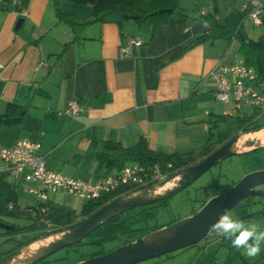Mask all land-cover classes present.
<instances>
[{"label":"crops","instance_id":"1","mask_svg":"<svg viewBox=\"0 0 264 264\" xmlns=\"http://www.w3.org/2000/svg\"><path fill=\"white\" fill-rule=\"evenodd\" d=\"M176 1L191 18L172 15L152 32L150 28L139 30L133 19L125 20L121 29L114 23H87L92 19L88 4L10 0L6 6L0 0L1 145L10 147L23 137L38 141L40 152L46 154L47 170L96 181L117 169L97 168L92 159L94 139L131 147L142 138L154 151L194 154L214 140L216 133L234 127L237 113L226 114L231 105L217 98L209 72L218 64H243L238 39H207L174 56L197 36L212 31L209 20L193 18H204L213 12L218 21H223L232 12H244L247 0ZM260 1L264 5V0ZM57 12L84 25L73 30L58 20ZM18 21L20 26L16 28ZM241 26L251 40L262 34V24L255 26L246 16ZM126 38L139 39L142 49L137 47L133 54L120 56L118 47ZM67 43L70 44L63 49ZM259 89L264 95V80H259ZM71 100L83 107L75 117L64 114ZM251 110L245 109L248 114ZM222 115L228 118L216 121ZM262 119L264 113L253 115L251 121L261 127L239 133L233 146L237 155L264 149L262 146L254 150L255 144L250 145H264ZM2 166L0 161V181L20 191L19 209L34 204L35 200H24L27 184L23 179L25 184H20V175L7 174ZM180 179L175 175L164 185L175 180V187ZM57 193H49L47 202L63 205L54 199ZM2 220L18 223L13 218ZM3 232V238L13 237Z\"/></svg>","mask_w":264,"mask_h":264},{"label":"trees","instance_id":"2","mask_svg":"<svg viewBox=\"0 0 264 264\" xmlns=\"http://www.w3.org/2000/svg\"><path fill=\"white\" fill-rule=\"evenodd\" d=\"M68 1L76 5H91L92 19L87 23H114L120 29L122 28V23L125 20L130 19V16H137V18L133 20L139 30L150 28L152 32L155 27L165 23L172 15H177L186 19L191 18L189 12L180 8L176 0ZM3 2L7 6L10 0H3ZM160 9H170V12L159 13L158 11ZM57 17L59 21H64L69 24L73 30H76L84 25L74 23L67 15L60 12H57ZM244 17L245 12H232L223 21H218L212 12L204 18H193L195 21L203 19L209 20L212 24V31L194 38L189 45L176 53L174 58L182 55L186 50L207 39H231L232 37H235L240 43V52L244 59L243 64L253 67L258 79L264 80V15H262V34L257 40L249 39L243 32L241 21ZM69 44L70 43L65 44L63 49H65ZM142 47L143 43L138 48L142 49ZM135 48H133V53ZM259 114L260 112L257 110H251L249 114L245 111V109L238 112L234 116L236 120L234 127L228 130L220 131L215 135L212 133L211 135H214L215 139L212 141L209 140L197 153L194 154H166L154 151L147 146L145 140L142 138H140L137 143L131 147H124L117 141H99L94 139L91 144L92 159L97 164V168L102 169L103 171L112 169L120 170L129 163H137L145 168L156 165L161 171L167 172L166 177H168L201 160L203 157L210 154L218 145H221L237 134L245 132L249 129L260 128L261 125L253 124V121H251L253 115L255 116ZM227 118V115H222L219 116L216 121L224 122ZM168 164H170V168L167 167ZM157 182L158 181L150 182L147 186L153 185ZM132 191V188L123 187L110 193H105L97 199L88 200L83 205L80 213L82 216L86 217L112 199ZM19 193L20 191L16 189L15 185L11 186L5 181H0V221H3L2 218L21 219L23 215V218L26 219L25 223H17L14 225V228L7 229V231L3 232L4 234L13 236L10 237V239H14L15 245L7 251L1 253L0 256L8 254L37 238L48 236L64 229L72 228L82 222H75L77 215H75L74 210L71 208H67L63 205L48 203L47 201L42 205L38 203L27 205L24 210H20L17 204ZM170 197L145 206L132 208L131 210L126 211V217H122L124 212L114 216L102 223L88 235L91 238V242L101 245L104 241L124 238L123 242H121L122 244L162 228L165 225L151 226L148 224V221L152 217H155L157 208L165 205ZM41 206L45 207L44 212L40 210ZM261 213H264V211L250 213L240 217L239 219L249 221L258 217ZM46 221L49 225H47ZM173 222L175 221H170L168 224ZM222 238L225 239L223 236ZM81 243L82 242L78 244ZM103 253H105V251L99 250L91 254L84 255L80 261ZM236 257L237 250L231 246L227 255V263H230ZM46 260L47 257L30 264H37L38 262L44 263L47 262Z\"/></svg>","mask_w":264,"mask_h":264},{"label":"water","instance_id":"3","mask_svg":"<svg viewBox=\"0 0 264 264\" xmlns=\"http://www.w3.org/2000/svg\"><path fill=\"white\" fill-rule=\"evenodd\" d=\"M158 12L169 13L170 9H160ZM136 18L137 16H130V19ZM20 22L21 21L17 22L16 28L20 26ZM238 136L239 134L222 143L201 160L175 174L165 177L153 185L112 199L86 216L81 223L74 227L37 238L8 254L0 256V264H7L10 262L14 257L20 254L23 247L34 241L47 238L54 234L70 231L65 239L52 242L43 253L21 262L20 264H30L42 260L62 248L71 247L82 242L93 230L116 215L131 210L132 208L145 206L172 196L179 190L190 185L208 169L220 163L223 159L237 155L238 153L234 151L233 146ZM252 144H255L253 146L254 150L264 146L258 145L256 142L250 143V145ZM175 175H181L179 183L172 189L167 190L164 194L154 197H145L142 194L132 196L133 194L151 189L156 185L163 184ZM261 185H264V170H256L247 173L239 181L205 201L199 210L193 214L141 237H137L129 242L122 243L103 254L89 257L75 264H138L142 261L195 245L205 238L216 235L210 231V226L215 223L218 219V215L223 212L224 209L231 210L245 197L264 196V189L257 188ZM4 227L5 229L13 228L7 225Z\"/></svg>","mask_w":264,"mask_h":264},{"label":"built area","instance_id":"4","mask_svg":"<svg viewBox=\"0 0 264 264\" xmlns=\"http://www.w3.org/2000/svg\"><path fill=\"white\" fill-rule=\"evenodd\" d=\"M244 12L253 25L262 24L264 5L260 0H247ZM141 44L139 39L126 38L119 45L118 53L120 56L131 55L133 48L140 47ZM209 76L215 81L217 98L231 105L227 115L247 108L264 113V95L259 89V79L253 67L242 63L231 66L218 64L211 69ZM81 112H83L81 104L71 100L64 114L75 117ZM0 161L3 163V172L13 176L22 175L27 184V192L34 197L35 203L40 205L48 200L49 193L61 192L88 201L123 187L136 191L147 187L150 182L160 181L167 176V172L161 171L156 165L145 168L137 163H129L96 181L71 178L60 172L47 170L46 154L40 152V143L26 137L19 138L10 147H4L0 143ZM167 167L170 168V164ZM40 210L44 212L45 207L41 206ZM46 223L49 225L47 221Z\"/></svg>","mask_w":264,"mask_h":264},{"label":"rangeland","instance_id":"5","mask_svg":"<svg viewBox=\"0 0 264 264\" xmlns=\"http://www.w3.org/2000/svg\"><path fill=\"white\" fill-rule=\"evenodd\" d=\"M264 120V119H262ZM215 133V131H214ZM264 170V149H259L244 155H233L223 159L220 163L212 166L195 181L187 187L173 194L165 205L157 208L155 217L149 219V225H167L170 221L183 219L194 212L198 211L202 202L206 198H211L220 193L224 188H228L235 182L239 181L245 174ZM20 175V184H25ZM22 186V185H21ZM20 186V187H21ZM264 187V185H262ZM208 198V199H209ZM54 199L58 203L63 204L67 208L74 210L75 222L78 223L84 218L79 214V209L84 204V201L75 197H66L58 192ZM207 199V200H208ZM24 200L28 203L34 200L32 195L27 191L24 192ZM206 200V201H207ZM264 211V196H249L242 199L234 208L230 210L234 218H240L250 213ZM124 212L122 217H126ZM7 220V219H3ZM18 223H25L23 217L16 219ZM244 222L256 223L264 230V213L258 217ZM13 227L14 225L0 221V234L5 230L4 226ZM216 234V233H213ZM9 234H4L8 236ZM124 238L104 241L101 245L92 243L91 238L87 236L81 244L71 247L62 248L47 257V262H38L37 264H75L80 262L82 256L93 252L103 250L105 252L112 250L123 242ZM15 242L6 240L0 235V254L12 248ZM231 243L216 234L200 241L199 243L173 251L169 254L148 259L138 264H227L228 248ZM261 254L255 259H249L241 255L235 258L228 264H264V244L261 246Z\"/></svg>","mask_w":264,"mask_h":264},{"label":"clouds","instance_id":"6","mask_svg":"<svg viewBox=\"0 0 264 264\" xmlns=\"http://www.w3.org/2000/svg\"><path fill=\"white\" fill-rule=\"evenodd\" d=\"M210 231L223 236L241 255L255 259L261 254L264 230L256 223L234 218L229 209H224L210 226Z\"/></svg>","mask_w":264,"mask_h":264},{"label":"bare ground","instance_id":"7","mask_svg":"<svg viewBox=\"0 0 264 264\" xmlns=\"http://www.w3.org/2000/svg\"><path fill=\"white\" fill-rule=\"evenodd\" d=\"M165 183L156 185L155 187L148 189V190H145L143 192H140L138 194H133L132 196L141 195V194L144 196H147V195L155 196L158 194L161 195L160 193L163 194L167 190H169L170 188L171 189L173 188V186L175 185V180H170L166 185H164ZM150 196H147V197H150ZM69 233H70V231H65L62 233H58L57 235H55L51 238H45V239L34 241V242L30 243L29 245L23 247L20 254L17 255L16 257H14L7 264H20L21 262H24V261H27L31 258H34V257L40 255L41 253H43L49 247V245L52 242H54L56 240L65 239Z\"/></svg>","mask_w":264,"mask_h":264},{"label":"flooded vegetation","instance_id":"8","mask_svg":"<svg viewBox=\"0 0 264 264\" xmlns=\"http://www.w3.org/2000/svg\"><path fill=\"white\" fill-rule=\"evenodd\" d=\"M257 188L264 189V187H262V185L261 186H258ZM83 218H85V216H83Z\"/></svg>","mask_w":264,"mask_h":264}]
</instances>
